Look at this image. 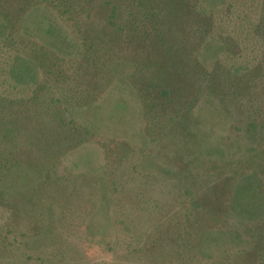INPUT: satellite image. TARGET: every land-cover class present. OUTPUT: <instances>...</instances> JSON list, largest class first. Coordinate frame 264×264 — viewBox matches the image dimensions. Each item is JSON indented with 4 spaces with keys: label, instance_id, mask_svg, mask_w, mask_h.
I'll return each instance as SVG.
<instances>
[{
    "label": "rangeland",
    "instance_id": "rangeland-1",
    "mask_svg": "<svg viewBox=\"0 0 264 264\" xmlns=\"http://www.w3.org/2000/svg\"><path fill=\"white\" fill-rule=\"evenodd\" d=\"M0 264H264V0H0Z\"/></svg>",
    "mask_w": 264,
    "mask_h": 264
}]
</instances>
